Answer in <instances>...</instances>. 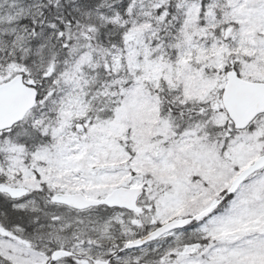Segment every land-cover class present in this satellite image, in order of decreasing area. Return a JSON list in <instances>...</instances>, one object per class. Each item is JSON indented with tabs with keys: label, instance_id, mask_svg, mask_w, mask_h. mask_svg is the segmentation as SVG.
Wrapping results in <instances>:
<instances>
[{
	"label": "snow or ice",
	"instance_id": "snow-or-ice-1",
	"mask_svg": "<svg viewBox=\"0 0 264 264\" xmlns=\"http://www.w3.org/2000/svg\"><path fill=\"white\" fill-rule=\"evenodd\" d=\"M0 264H264V0H0Z\"/></svg>",
	"mask_w": 264,
	"mask_h": 264
}]
</instances>
